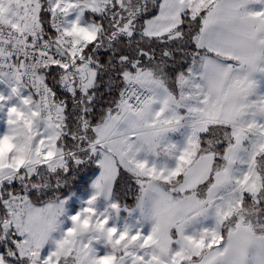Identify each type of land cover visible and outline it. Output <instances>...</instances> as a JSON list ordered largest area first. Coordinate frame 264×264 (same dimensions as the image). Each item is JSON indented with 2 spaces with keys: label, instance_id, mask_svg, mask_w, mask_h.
Segmentation results:
<instances>
[{
  "label": "snow or ice",
  "instance_id": "obj_1",
  "mask_svg": "<svg viewBox=\"0 0 264 264\" xmlns=\"http://www.w3.org/2000/svg\"><path fill=\"white\" fill-rule=\"evenodd\" d=\"M0 86V264H264V0H0Z\"/></svg>",
  "mask_w": 264,
  "mask_h": 264
},
{
  "label": "trees",
  "instance_id": "obj_2",
  "mask_svg": "<svg viewBox=\"0 0 264 264\" xmlns=\"http://www.w3.org/2000/svg\"><path fill=\"white\" fill-rule=\"evenodd\" d=\"M102 59H107L106 56H103L101 53ZM107 99V97L105 98ZM98 171V165L93 161H88L86 164L79 166L75 171L69 174L67 178L68 182L61 187L60 193L55 192L54 190L50 193L49 196L44 199L52 198L55 195L61 194L66 197L67 195L73 193L76 196L84 197L90 194L91 183ZM134 190L127 191L126 195V204L130 207L135 204V197L132 195Z\"/></svg>",
  "mask_w": 264,
  "mask_h": 264
},
{
  "label": "rangeland",
  "instance_id": "obj_3",
  "mask_svg": "<svg viewBox=\"0 0 264 264\" xmlns=\"http://www.w3.org/2000/svg\"><path fill=\"white\" fill-rule=\"evenodd\" d=\"M0 87H2V86H0ZM4 114L3 113H0V134H2L4 131H5V123H4ZM173 138L175 139V140H179L180 139V134L179 133H177V134H174V136H173ZM99 173H100V168H99V166H98V171H97V173H96V175H95V177H94V179H93V181L95 180V178L99 175ZM92 181V182H93ZM91 185H92V183H91ZM129 188H131V189H133L134 191L132 192L133 194V196L135 197L136 196V194H137V189H136V187L133 185V184H131V183H125V182H121V186H120V188H119V190H118V196H119V198L121 199V202L122 203H126V195H127V191H128V189ZM90 192H91V188H90ZM67 198H68V202H67V204H66V208H67V210H68V215H73V214H75V212L80 208V207H82L83 206V201H85V200H87L88 199V197H89V195H87V196H84V197H79V196H76L75 194H73V193H71V194H69V195H67L66 196ZM101 207H103V202H101ZM66 219V218H65ZM67 226H70V221H66V224H65V227H67ZM103 250H101V252H102Z\"/></svg>",
  "mask_w": 264,
  "mask_h": 264
},
{
  "label": "clouds",
  "instance_id": "obj_4",
  "mask_svg": "<svg viewBox=\"0 0 264 264\" xmlns=\"http://www.w3.org/2000/svg\"><path fill=\"white\" fill-rule=\"evenodd\" d=\"M7 147H8L7 145H4L3 148L0 149V150L6 151L7 150Z\"/></svg>",
  "mask_w": 264,
  "mask_h": 264
},
{
  "label": "crops",
  "instance_id": "obj_5",
  "mask_svg": "<svg viewBox=\"0 0 264 264\" xmlns=\"http://www.w3.org/2000/svg\"><path fill=\"white\" fill-rule=\"evenodd\" d=\"M97 164V163H96ZM98 165V164H97Z\"/></svg>",
  "mask_w": 264,
  "mask_h": 264
}]
</instances>
